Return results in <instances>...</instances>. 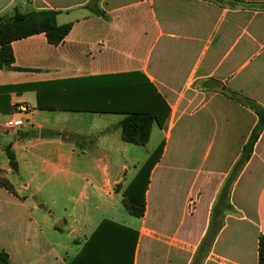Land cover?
<instances>
[{
    "label": "crops",
    "instance_id": "crops-1",
    "mask_svg": "<svg viewBox=\"0 0 264 264\" xmlns=\"http://www.w3.org/2000/svg\"><path fill=\"white\" fill-rule=\"evenodd\" d=\"M91 2L0 0V15L72 24L57 45L12 40L19 69H0V250L12 264H258L264 128L208 227L258 120L228 93L264 107V0H95L106 17ZM134 109L155 116L144 145L121 139ZM160 145L136 217L123 200Z\"/></svg>",
    "mask_w": 264,
    "mask_h": 264
},
{
    "label": "trees",
    "instance_id": "trees-1",
    "mask_svg": "<svg viewBox=\"0 0 264 264\" xmlns=\"http://www.w3.org/2000/svg\"><path fill=\"white\" fill-rule=\"evenodd\" d=\"M90 11L97 15L106 17V13L100 9L95 0L87 4ZM58 11L50 9L31 10L21 12L17 9L11 15H0V69H19L12 66L13 55L10 47L12 40L21 39L38 33H43L47 42L53 45L61 43L69 30L71 29V22L64 24H57L56 15ZM229 97L241 102L250 107L257 115V123L251 130V133L242 147L241 155L233 165L227 179L221 187L217 199L211 210V218L209 223V230L216 231L222 225L223 213L230 209L228 202L229 192L240 172L243 165L247 162L253 150L262 129L264 128V107L260 106L253 99L241 96L235 92H229ZM123 119L120 121L121 139L125 142L144 145L149 138L151 124L155 118L154 113L146 109H134L122 112ZM7 151L9 161L14 160L12 153ZM161 153V145L153 152L149 158L141 166L136 184L130 188L129 195L124 198V205L127 210L136 217H141L144 212V191L148 183L149 171L153 164L158 160ZM109 225L117 226L114 223ZM132 232L134 241L136 239V231ZM258 264H264V234L258 238ZM0 264H12L9 260L8 254L0 250Z\"/></svg>",
    "mask_w": 264,
    "mask_h": 264
},
{
    "label": "built area",
    "instance_id": "built-area-1",
    "mask_svg": "<svg viewBox=\"0 0 264 264\" xmlns=\"http://www.w3.org/2000/svg\"><path fill=\"white\" fill-rule=\"evenodd\" d=\"M24 124V120L21 117H11L9 120L6 121V127L8 128H18Z\"/></svg>",
    "mask_w": 264,
    "mask_h": 264
},
{
    "label": "water",
    "instance_id": "water-1",
    "mask_svg": "<svg viewBox=\"0 0 264 264\" xmlns=\"http://www.w3.org/2000/svg\"><path fill=\"white\" fill-rule=\"evenodd\" d=\"M11 168L15 171L17 170V164L15 161L11 163Z\"/></svg>",
    "mask_w": 264,
    "mask_h": 264
}]
</instances>
